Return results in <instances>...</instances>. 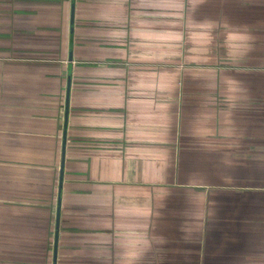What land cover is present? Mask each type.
I'll list each match as a JSON object with an SVG mask.
<instances>
[{"label": "crops", "instance_id": "1", "mask_svg": "<svg viewBox=\"0 0 264 264\" xmlns=\"http://www.w3.org/2000/svg\"><path fill=\"white\" fill-rule=\"evenodd\" d=\"M72 7L0 0V264H264V0Z\"/></svg>", "mask_w": 264, "mask_h": 264}, {"label": "water", "instance_id": "2", "mask_svg": "<svg viewBox=\"0 0 264 264\" xmlns=\"http://www.w3.org/2000/svg\"><path fill=\"white\" fill-rule=\"evenodd\" d=\"M72 4H73V7H72V25H73V22H74V5H75V0H72ZM73 27V26H72ZM72 33V38H71V41H70V49H71V52H70V61L73 60V29L71 31ZM70 83H71V77H69V87H70ZM69 93V92H68ZM68 116H69V94H67V99H66V122H65V130H64V136H66V130H67V122H68ZM64 161H65V152H64V149H63V152H62V164H61V177H60V183H61V187H62V183H63V173H64ZM61 193H60V197H59V200H58V214H57V224H56V239L58 238V234H59V218H60V210H61ZM55 259H56V253H55Z\"/></svg>", "mask_w": 264, "mask_h": 264}, {"label": "rangeland", "instance_id": "3", "mask_svg": "<svg viewBox=\"0 0 264 264\" xmlns=\"http://www.w3.org/2000/svg\"><path fill=\"white\" fill-rule=\"evenodd\" d=\"M30 155H32V153H30ZM52 160V159H51ZM49 160L48 158H29L28 160L26 159H15V160H8V162H13V164H20V163H23V164H28L29 166H39V167H42V166H45L47 167L49 165V162L51 161Z\"/></svg>", "mask_w": 264, "mask_h": 264}]
</instances>
